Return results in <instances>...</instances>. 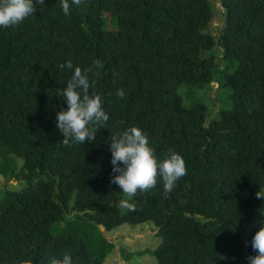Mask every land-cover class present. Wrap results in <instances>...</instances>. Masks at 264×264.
Here are the masks:
<instances>
[{"label":"trees","instance_id":"trees-1","mask_svg":"<svg viewBox=\"0 0 264 264\" xmlns=\"http://www.w3.org/2000/svg\"><path fill=\"white\" fill-rule=\"evenodd\" d=\"M61 2L0 27V175L20 183L0 193V264H49L65 252L104 264L116 247L99 227L144 222L160 237L144 251L156 264H249L264 226V0H220L216 33L213 0H69L68 15ZM69 60L93 73L100 62L90 80L109 120L94 141L66 147L57 114L69 105L57 93ZM216 81L224 107L207 122L210 98L188 105L179 88ZM132 126L158 162L181 154L187 175L167 195L158 176L129 212L111 182L110 139Z\"/></svg>","mask_w":264,"mask_h":264},{"label":"clouds","instance_id":"clouds-1","mask_svg":"<svg viewBox=\"0 0 264 264\" xmlns=\"http://www.w3.org/2000/svg\"><path fill=\"white\" fill-rule=\"evenodd\" d=\"M76 6L82 0H72ZM45 4V0H0V27L8 28L22 23L27 17L37 12L36 5ZM61 7L65 15L70 13L69 0H62ZM97 72L93 68L81 69L73 65L72 61L59 66L60 71L67 69L72 72L66 87L57 95L66 98L69 105L67 110L57 114V127L63 134V144L70 147L72 143L84 144L94 141L97 130L106 125L109 115L102 106L101 95L96 93L94 79L90 74H98L102 67L99 61L95 62ZM74 68V71H72ZM117 96L123 98L124 90L120 89ZM112 152L113 177L111 182L117 184L121 192L129 199H122L118 205L129 212L137 210L130 198L138 191L146 192L157 184L158 176L162 178L164 193H171L177 182L187 175L186 162L183 156L171 149L169 155L158 162L154 149L149 145L147 135L140 127L132 126L121 134L114 133L110 139ZM118 173V174H116ZM257 198H264V191L257 192ZM264 224V221H261ZM251 246L256 255L247 257L249 264H264V226L254 235ZM49 264H74L69 252L61 257H52Z\"/></svg>","mask_w":264,"mask_h":264},{"label":"rangeland","instance_id":"rangeland-1","mask_svg":"<svg viewBox=\"0 0 264 264\" xmlns=\"http://www.w3.org/2000/svg\"><path fill=\"white\" fill-rule=\"evenodd\" d=\"M216 4L215 16L216 19L210 26V30L216 33L222 25V10L220 6V0H213ZM107 28H111L112 15L109 12H105ZM220 54L221 48H217L215 51ZM188 84H182L179 88L180 94L184 97L185 102L189 105L193 100L194 96L198 99L209 103L207 98L204 100L201 95L204 94L210 98V107L208 111L207 122L220 117V106L224 100V96H217L216 92L219 88V83L216 81L210 86H205L203 89L188 90ZM222 96V97H221ZM197 100V99H196ZM207 100V101H206ZM224 107V101H223ZM22 159L18 158V164H22ZM5 187L11 189H17L20 187V183L14 179L7 180L5 177L0 175V193ZM260 215L258 216V218ZM261 219L259 218V221ZM64 225V223H62ZM60 226L53 227V233H56ZM102 234L108 240L115 244V250L110 253L104 264H156L157 260L153 253H144L146 249H155L159 242L160 237L157 236V228L151 222H144L141 224H129L124 223L112 230H105L103 226L99 227Z\"/></svg>","mask_w":264,"mask_h":264}]
</instances>
